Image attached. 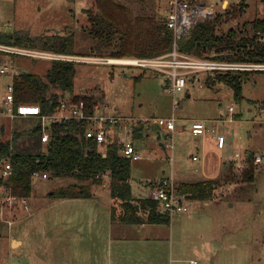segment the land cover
I'll list each match as a JSON object with an SVG mask.
<instances>
[{"label":"rangeland","instance_id":"rangeland-1","mask_svg":"<svg viewBox=\"0 0 264 264\" xmlns=\"http://www.w3.org/2000/svg\"><path fill=\"white\" fill-rule=\"evenodd\" d=\"M92 1L1 0L0 29L8 34L29 30L28 35L35 36L51 35L69 27H79L77 18L81 15V7L91 6ZM116 1L130 6L136 14L140 11L139 2L136 0ZM168 1H156L157 17L165 15ZM207 1L215 4L223 30L232 28L236 33L235 37L251 36L252 20L264 17V0ZM235 5L243 10H238L239 15L236 17L228 18L225 11ZM7 20L11 21L10 26L4 25ZM239 28L241 30H238ZM86 39L90 38L82 32L75 35L76 48L81 54L106 55L107 46L99 49L96 43L85 42ZM253 42L257 45H253V49L262 47L264 32L255 31ZM250 45L248 42L247 46H242L239 49L241 54L245 52L244 49H250ZM212 54L211 51L203 56ZM50 65V59H33L0 50V68L13 69V74L8 71L0 72L1 102L14 74L28 71L44 75ZM141 73L143 75L136 79ZM243 73L244 98L237 101L232 87L222 81L214 84L203 83L201 86L196 81H189L184 91L173 93L168 88V78L155 70L107 62L76 64L75 86L87 89V92L93 93L99 101L108 102L113 110L114 104L117 103L118 112L129 114L126 116H132L134 120L148 125L154 124V118H166L172 114L177 117V123L185 124L184 132L181 133L172 131L166 136L169 129L160 125L158 128L149 127L141 139L130 136L141 155L140 159L132 161L130 178L134 191L141 179L155 177L161 173L159 169L160 166H166V156H169L170 162L174 161L175 165H182L183 170L199 163L191 161V155H198L200 151L188 132L191 127L190 119L193 117L204 119L214 130L212 135L215 139L216 134H224L222 131H225L226 138L228 135H234L233 150L243 152L246 156L244 161L237 160L232 166H227V169H230L227 176L216 178V187L209 198L182 199L188 204V212L193 217L182 232L185 245L179 241L178 233L175 232L173 237L175 246L183 247L182 252L186 258L184 264H194L189 261L191 258H196L197 264H264V109L259 106L264 102V70H246ZM211 75L214 76L213 73ZM188 92L190 95H187ZM103 95L104 99L101 98ZM174 97L178 101L176 105ZM229 106H233L232 111ZM237 113H240L239 118L235 117ZM32 117L17 116L11 120L6 111H0V139L12 134L14 128L32 126ZM228 119L233 120L231 122L227 121ZM4 125L7 129L1 130ZM158 130L161 133L159 138ZM161 141L168 143V146L172 143L173 149L169 147L165 152L159 145ZM257 153L263 154L260 162L254 161ZM248 161L255 167V177L252 181L245 180L241 173ZM170 162L166 166L167 173ZM104 180L109 184L110 177L103 178L102 181ZM72 181V176L39 175L32 181V193L30 197H25L26 204L19 196L9 198V193L4 191L5 185L0 186V264H108L105 252L107 241L102 235L93 236L90 232L103 227V223L101 220L89 222V217L84 218L82 214L86 208L83 203L95 207L99 202L100 207L105 206L104 211H107L111 195L106 186L99 192L92 190L96 197L93 195L92 198H82L75 202L49 194L53 188ZM180 181L190 180L178 177L175 183ZM83 183L94 189L97 182L89 179ZM198 215L201 217L197 218ZM12 237L20 239L21 242L12 243ZM236 240L241 242L240 245H235ZM38 248H42L48 262L36 253ZM161 259L158 258L156 263L160 264Z\"/></svg>","mask_w":264,"mask_h":264},{"label":"trees","instance_id":"trees-1","mask_svg":"<svg viewBox=\"0 0 264 264\" xmlns=\"http://www.w3.org/2000/svg\"><path fill=\"white\" fill-rule=\"evenodd\" d=\"M140 11L134 13L130 6L116 0H93L91 6L81 9L77 18L78 31L55 32L51 35L35 36L18 35L17 31L8 34L0 29V43L10 45H28L30 47L53 50L73 55L81 54L77 48L75 35L82 32L98 48L108 47L106 57L154 56L166 53L172 48L173 30L166 24V16L157 17L155 3L157 0H136ZM206 2L207 0H190ZM240 9H237V8ZM232 6L225 11L228 18L239 15L240 6ZM246 23V22H244ZM220 20V14L210 19L199 20L189 34L178 40V47L183 52L203 56L211 51L215 58L235 61L264 62V44L255 50L253 42L255 31L264 32V17L252 20L253 34L235 37V31H226ZM238 30H241L239 28ZM241 54L240 48L247 46ZM257 46V45H256ZM255 46V47H256ZM245 48V47H244ZM223 52V54H219ZM35 59V58H34ZM262 59V60H259ZM82 61L51 60L48 72L44 75L22 71L13 77L14 104L21 102L38 103L42 113L56 111L64 99L73 102L83 100L87 112L92 110L97 98L87 89L75 86L76 64ZM144 69V68H142ZM246 70L238 73L207 74L205 83L222 81L232 87L234 98L243 99L242 81ZM143 73L136 76L139 79ZM261 104H264L262 102ZM260 104V105H261ZM240 117V113L236 114ZM34 124L21 129L14 128L9 138L0 139V186L6 185L12 194L30 197L32 193V173L35 170L47 172L48 175L63 177L72 176L74 181L53 188L49 194L60 198L90 197L86 180L101 182L96 177L99 171H109V190L114 199L111 216L126 223H169L170 216L161 212L158 201L150 197L134 198L132 196L130 177L132 158L121 151V141L117 136H108L100 144L94 138H86L85 130L88 120L75 117L52 121L48 126V139H41L42 128L40 118L33 116ZM4 127V126H2ZM1 127V128H2ZM144 124L133 125L131 136L141 138ZM7 161L11 164L8 178L2 175ZM245 180H254L255 167L251 161L241 171ZM80 181V182H79ZM176 184V193L181 199L201 200L213 194L217 180L213 178L198 181H181Z\"/></svg>","mask_w":264,"mask_h":264},{"label":"built area","instance_id":"built-area-1","mask_svg":"<svg viewBox=\"0 0 264 264\" xmlns=\"http://www.w3.org/2000/svg\"><path fill=\"white\" fill-rule=\"evenodd\" d=\"M1 1V0H0ZM216 6L214 3L206 1L190 0H169L165 10L166 24L173 30L172 48L170 51L154 56H127V57H106V56H88L60 53L53 50L39 49L28 45H10L0 43V50L11 53L28 56L31 58H46L50 60H75L82 62H107L151 69L164 74L168 80V88L173 93L184 91L189 81H196L201 86L204 83L207 74L229 73L238 70H264V62L235 61L224 58H215V53L209 56H199L189 52H183L178 47V40L189 34L190 30L199 20L210 19L215 15ZM8 71L13 74V69L1 67L0 72ZM15 75V74H14ZM13 75V77H14ZM174 105L178 103L174 97ZM4 109L9 118L13 120L17 116H38L41 122V139H48L47 126L52 121L66 120L72 117L88 120V126L85 130L86 138H94L98 143L103 144L108 136H117L121 141L122 153L132 159L140 158L135 152L134 145L129 138L133 125L143 123L140 120H134L132 116L113 114L108 102L96 100L92 110L86 111L83 100L73 102L70 99L61 101L56 111L52 113H42L38 103L21 102L14 104L13 97V78L8 83V91L3 100ZM260 106V105H259ZM232 111L233 106H229ZM264 109V106L263 108ZM176 116L172 114L168 118H154L157 125H165L173 130L175 128ZM147 121V120H146ZM12 129V125H11ZM207 130V124L204 119H194L191 124L193 134H204ZM113 131V134L111 133ZM217 145L223 147L226 142V136L223 133L216 134ZM239 156V153H235ZM263 154L257 153L254 156L255 162L262 160ZM196 158V156H193ZM11 164L7 161L2 169L4 178L11 174ZM41 175L48 177L47 172L35 170L32 173V180ZM109 171H99L96 177H109ZM4 191L9 193V198L17 195L12 194L9 186H3ZM150 197L158 201V207L161 212L167 213L170 217L174 214H181L189 209L176 193V184L172 176L163 177L153 182L150 187ZM18 197V196H17ZM21 197V196H19ZM20 200L26 204L25 197Z\"/></svg>","mask_w":264,"mask_h":264},{"label":"crops","instance_id":"crops-1","mask_svg":"<svg viewBox=\"0 0 264 264\" xmlns=\"http://www.w3.org/2000/svg\"><path fill=\"white\" fill-rule=\"evenodd\" d=\"M82 8L83 7H81V9ZM4 25L10 26L11 21L7 20V22H5ZM221 53L223 54V52H220L219 54ZM217 81L218 80H215L212 83L214 84ZM168 85H169V80H168ZM187 95H190V93L188 92ZM101 98L104 99V95ZM3 100L2 102L0 100L1 112H5ZM263 106L264 104H261L260 108L262 109ZM118 110H119V104L115 103L114 110L111 109L113 114L125 115V116L129 115V114H122L118 112ZM151 115H154V113H151ZM168 117L170 116H167L166 118ZM195 118L193 117L192 119H190L191 124ZM184 120H189V118H184ZM232 120L233 119H228L227 121L232 122ZM143 124L145 128L144 133L146 132V130H149L150 129L149 127L151 126L157 128L160 127V125H157L156 123L150 125L145 123ZM184 126H185L184 123H177V119H176L175 128L173 130L168 128L169 131H167L166 136L172 131H176L178 133L184 132L185 129ZM26 128H28V126ZM3 129L4 130L7 129L6 125H4ZM213 131L214 130L212 129V127L209 124H207V130L204 134H193L190 127L188 132L190 133L191 138H194V142H196L195 144L198 145L197 148L200 150L198 155L197 154L191 155V161L192 162L199 161V163L195 164L194 166H191V168L183 170L184 168L182 165H175L174 161L170 162L171 160L169 156H166V160H167L166 166H168L169 162L171 163L169 166V173H167L166 166L164 167L160 166L159 172L161 173L158 176L153 175L155 177L150 176L148 178L141 179L138 182L137 189H135V191L132 186L133 184L131 181L132 178H130L132 196L134 198L150 197L149 194H150L151 184L163 177L172 176L174 180H176L178 177L179 178L183 177V178H188L190 181H198L208 178L216 179L218 177L227 176L229 174L228 171L230 170L229 168L227 169V166L228 165L232 166L233 163H235L237 160L244 161L246 156L243 155L244 154L243 152H238L233 150V147L235 146L234 135L233 137L232 136L230 137L228 135L226 138L225 145L223 147H219L217 145L216 139L214 138V135H212ZM222 132L226 134L225 131ZM111 133L113 134V131ZM157 133H158L157 137L159 138L161 133L159 132V130ZM10 136L11 133L7 135V137L5 138H9ZM130 136L131 134L129 133V138ZM132 143L134 145L135 152L139 154L138 146L135 145L133 141ZM159 145L162 147V149L165 152L167 151V148L169 149V147L173 149L172 143L171 145L169 144L168 146V143L161 141L159 142ZM235 153H239V156H235ZM193 156H196V158H193ZM140 158H137L135 160H138ZM160 158L163 157L160 156ZM105 186L108 192L110 193L109 184H107V182H105L104 180L102 181V183L97 182L96 187H94V189H90L92 193L90 197H77V198H66V199H71V201L75 202V201H80L79 199L82 198H92L93 195L94 197H96V193L92 192V190H96L99 192L103 190ZM114 202H115L114 199L110 196V206L107 211H104V209L106 208L105 206L100 207L101 204L99 202L96 203L95 207L90 206L88 203H83L84 205H86V208L84 213L81 212L83 213L82 216L84 218L89 217L90 219L89 222H93L95 220H101V223H103V227L98 228L97 231L91 229L92 231L90 232H92L93 236H98L99 234L102 235L104 240L107 241L105 243V252L107 254L108 264H158L156 262L160 257L162 258L161 259L162 262L160 264H184L183 261H186V258H184L185 255L182 252L183 247L180 248L179 246L178 247L175 246L173 242V237L175 232L178 233L180 236L178 237L179 241L185 245L182 239L184 235L182 232L184 230V226H186V224L193 219L191 214L188 212L189 209L181 214L172 215L170 217L169 223H148V222H143L139 224L126 223L118 219L112 218L111 211H112V207L115 205ZM196 217L200 218L201 215H198ZM11 241L12 243L13 241H17L18 243L21 242L20 239L14 237H12ZM235 242H236L235 245L237 246L240 245L241 243L238 242V240H236ZM36 253L39 254V256L42 259L48 262V257L42 251V248H38L36 250ZM167 256H169V258ZM189 261L191 263L193 262L194 264H197L196 258H191Z\"/></svg>","mask_w":264,"mask_h":264},{"label":"water","instance_id":"water-1","mask_svg":"<svg viewBox=\"0 0 264 264\" xmlns=\"http://www.w3.org/2000/svg\"><path fill=\"white\" fill-rule=\"evenodd\" d=\"M78 29V26L77 27H69L66 29V31H75ZM18 35H28L29 33V30H19L17 31ZM2 130H3V127H2Z\"/></svg>","mask_w":264,"mask_h":264}]
</instances>
